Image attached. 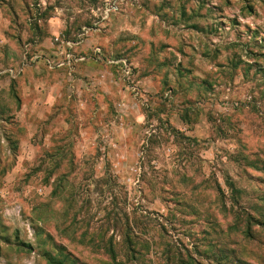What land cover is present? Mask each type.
<instances>
[{
    "label": "rangeland",
    "instance_id": "374dc122",
    "mask_svg": "<svg viewBox=\"0 0 264 264\" xmlns=\"http://www.w3.org/2000/svg\"><path fill=\"white\" fill-rule=\"evenodd\" d=\"M0 70V264H264V0H0Z\"/></svg>",
    "mask_w": 264,
    "mask_h": 264
},
{
    "label": "built area",
    "instance_id": "2783aa9c",
    "mask_svg": "<svg viewBox=\"0 0 264 264\" xmlns=\"http://www.w3.org/2000/svg\"><path fill=\"white\" fill-rule=\"evenodd\" d=\"M10 74H12V75H16V74H18V71L19 70H16V72H15V69L14 68H10V69H8L7 70ZM2 73V70H0V74Z\"/></svg>",
    "mask_w": 264,
    "mask_h": 264
},
{
    "label": "trees",
    "instance_id": "16d2710c",
    "mask_svg": "<svg viewBox=\"0 0 264 264\" xmlns=\"http://www.w3.org/2000/svg\"><path fill=\"white\" fill-rule=\"evenodd\" d=\"M51 259H54V258H51ZM54 262H55V260H54Z\"/></svg>",
    "mask_w": 264,
    "mask_h": 264
}]
</instances>
